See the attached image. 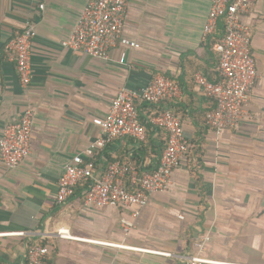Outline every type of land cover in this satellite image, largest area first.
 I'll use <instances>...</instances> for the list:
<instances>
[{
    "label": "crops",
    "instance_id": "obj_1",
    "mask_svg": "<svg viewBox=\"0 0 264 264\" xmlns=\"http://www.w3.org/2000/svg\"><path fill=\"white\" fill-rule=\"evenodd\" d=\"M89 1L0 0V136L26 108L34 111L31 154L16 169L0 162V264H26L29 246L37 244L47 246L44 264H182L203 236L208 237L206 258L264 264V0L247 19L260 77L239 130L219 136L209 129L204 155L175 170L171 184L153 195L137 219L129 210L86 207L80 197L59 205V180L66 164L101 136L93 120L107 115L118 92L144 88L156 75L175 80L185 91L184 132L193 139L202 121L196 114L210 107L195 76L212 80L217 69V56L204 34L213 0H131L124 35L140 47L117 49L108 61L62 46ZM28 23L37 37L33 82L26 90L15 64L5 60V46ZM158 145L156 140L145 150L141 166L146 172L155 168L151 162ZM138 148L132 137H125L110 143L106 154L130 158ZM96 166L99 178L105 164ZM123 219L135 222L128 234ZM60 230L77 240L60 238ZM12 232L24 236L5 235Z\"/></svg>",
    "mask_w": 264,
    "mask_h": 264
},
{
    "label": "built area",
    "instance_id": "obj_2",
    "mask_svg": "<svg viewBox=\"0 0 264 264\" xmlns=\"http://www.w3.org/2000/svg\"><path fill=\"white\" fill-rule=\"evenodd\" d=\"M131 0H90L70 38L62 46L72 52L82 53L91 58L111 60L112 53L120 48L138 49L140 44L124 35V24ZM258 0H213L204 34L213 35L223 23L225 35L214 47L219 59L220 82H210L205 76H195V83L208 97L216 101V107L207 115L211 130L221 136L227 131H237L245 117L246 108L251 100L252 90L260 77L256 60L252 53V24L247 21L252 15ZM43 7V6H41ZM37 32L31 23L26 29L11 38L5 46V60L15 64L20 85L28 90L33 82L32 47ZM125 54L120 62L124 63ZM181 88L164 75H156L144 88L121 89L112 102L109 112L103 118H94L93 123L101 130V136L66 164L65 172L59 180L56 201L66 205L74 197L75 188L88 175L92 166H84V159L94 157L108 144L132 137L137 143L147 138V132L139 122L136 104L161 106L178 98ZM151 123L168 131V144L163 151L158 168L145 172L141 178L139 169L130 163L116 161L106 173L95 178L83 194L84 205L95 209L105 207L129 210L131 217L137 219L147 207L153 195L166 190L171 184L172 175L186 161L189 151L183 122L169 108H164ZM34 111L26 108L21 118L4 126L0 136V162L8 169L18 168L31 154L34 132ZM137 187L131 191L126 185ZM184 219V217H180ZM123 219L122 227L128 234L135 222ZM5 235L20 237L24 232ZM57 235L62 239L77 240L68 230H60ZM93 242H96L93 240ZM208 237L203 236L194 245V253L182 264H227L206 258L204 251ZM110 247L129 249L138 252L171 256L170 253L133 248L123 244L104 243ZM48 254L45 247L30 246L27 250L26 264H44Z\"/></svg>",
    "mask_w": 264,
    "mask_h": 264
},
{
    "label": "trees",
    "instance_id": "obj_3",
    "mask_svg": "<svg viewBox=\"0 0 264 264\" xmlns=\"http://www.w3.org/2000/svg\"><path fill=\"white\" fill-rule=\"evenodd\" d=\"M225 35V29L223 26V23H221L217 29V31L209 36V40L211 41L212 48L214 50V47L217 43L220 42L222 37ZM214 53L217 56L216 51L214 50ZM219 59L217 56V69L212 73L213 79L209 80L213 83L220 82V75H219ZM175 84H178L175 80L171 79ZM195 81V80H194ZM178 86L181 88V86L178 84ZM182 89V88H181ZM203 95L207 98L206 101L210 103L209 108H205L200 114H196V117L202 118V121L200 123L201 126H196V132L194 133L193 139H187L189 144V151L187 154L186 161L188 164H190L191 158L195 156H203L205 152V146H206V134L211 129L207 123V115L210 111H212L216 107V101L213 98L208 97L206 94L203 93ZM185 100V91H183L182 95L178 98H175L168 102L167 104H162L161 106L164 108H169L175 115L180 116L182 119V122H184V119L186 115H188L186 108L188 106H184V108L181 106V104L184 103ZM136 109L139 114V122L144 127V129L147 132V138L145 141L139 143L138 152L134 154L130 158H120L119 156L112 157L110 155H107L108 146L109 144L102 150H100L98 153L94 155V157L85 158L84 159V166L91 165L92 166V174L88 175L81 183L77 185L75 188V194L74 197H80L82 200H84V192L89 189L90 185L94 182V176L97 170V164H105V170L103 172L106 173L108 167L116 162H122V163H130L139 169L140 178L141 176L146 172V170L143 169L141 164L144 161V158L147 157L145 150L149 147L150 144H155L156 140H158V147L153 152V158L151 165H155L154 169H150L149 171L153 172L158 168L159 165V159L163 153V151L166 149L168 144V131L162 127L155 126L151 123V120L153 117L157 116L161 111H163L164 108H161V106L157 105H149V104H142L139 105L138 103L135 105ZM145 111L146 117L142 114V112ZM184 126V125H183ZM158 135L159 137L156 139H153V135ZM150 156V157H152ZM102 161V162H101ZM126 185L129 190L136 191L138 189L137 187H131L129 178L126 179ZM73 197V198H74ZM192 243L194 244V240H192ZM42 247L47 248L45 244H37ZM33 246V245H30ZM29 246V247H30Z\"/></svg>",
    "mask_w": 264,
    "mask_h": 264
}]
</instances>
